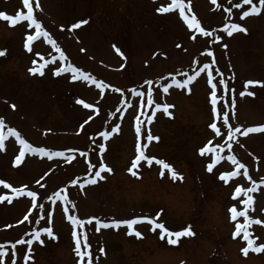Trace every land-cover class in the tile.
Masks as SVG:
<instances>
[{"label": "rangeland", "instance_id": "374dc122", "mask_svg": "<svg viewBox=\"0 0 264 264\" xmlns=\"http://www.w3.org/2000/svg\"><path fill=\"white\" fill-rule=\"evenodd\" d=\"M237 2L216 0L213 4L212 0H185L186 14H194L202 26L213 32L209 37L197 33L196 39H192L193 30L187 28L178 10L156 11L171 0H39L37 18L65 52L67 61H60L59 54L43 37L32 42V52L27 51L26 33L34 29H28L26 22L12 26L0 18V49L6 50V55L0 57V117L5 121L4 130L13 127L35 147L65 152L64 157L51 159L25 153L22 163L16 165L14 161L21 145L15 136H6L5 147L0 149V180L13 187L26 185L37 191L38 202L52 210L53 215L49 223L45 212L37 209L29 212L31 198L12 196L11 189L0 185V195L11 197V201L7 198L0 201V243L9 248L5 264H12V244L16 240H27L33 228L46 226L53 228L55 238L42 234L45 243H33L32 259L27 264H78L72 226L63 212V202L52 204L44 199L64 187L81 218H127L154 214L163 208L161 220L166 227L180 230L191 225L195 233L172 246L161 241L146 223L139 225L143 239L127 235L125 227L97 233L94 225L86 226L93 255H99L96 264H264V251H249L247 256L242 253L246 241L233 238L235 222L228 211L232 205L243 208L239 203L243 194L233 199V193L237 186L251 187V182L243 170L227 183L220 179L223 172L235 168L227 159V149L219 153L224 159L215 165L212 173L207 171V164L213 154L199 152L209 141L212 145L226 143L209 128L213 116L206 74L201 73L190 85L191 92L172 86L164 93L161 87L171 82L169 73L182 79L185 73L192 74L215 59L213 68H219L229 89L235 90V113L232 115L229 110L230 123L241 127L264 124V86H249L254 95L239 96L246 80H264V13L241 21L239 10L234 7ZM228 7H233L231 16L226 11ZM19 10H24L22 0H0V11L15 14ZM80 19L89 22L79 29H68V25ZM229 22L242 23L247 32L229 36L222 27ZM215 35L223 39L215 41ZM113 45L125 55L117 53ZM206 49L213 55L209 56ZM41 57L49 61L56 57V61L45 66L44 75L30 74L33 59L39 64L43 62ZM68 62L123 91L106 88L101 94L93 84L72 81L70 73L54 75L56 67ZM146 80L153 81L155 102L174 105L169 109L173 113L171 117L158 110L152 122H147L151 109L141 107V98L132 94L134 88L146 92ZM218 94H224L223 86L218 85ZM232 95L231 92L225 95L229 103ZM77 98L96 105L99 113L77 104ZM122 99L126 103H121ZM89 115L93 119L81 129ZM137 115L145 121L144 137L149 130L159 137L152 142L142 137V142L148 143L145 154L173 165L183 180L174 181L167 173L161 177L160 166L155 162L151 167L142 162L140 178L127 171L136 155ZM115 124L121 130L107 142L96 135ZM222 134L226 135V129L222 128ZM101 142L106 143L103 157L113 171L105 173L106 179L95 185L81 188L79 183L70 184L72 179L83 181L86 174H92L88 163L98 165ZM72 149L77 151L70 152ZM231 151L257 181V191L250 193L254 197V210L249 209V215L261 221L253 224L251 231L257 244L264 243V184L260 183L264 178V132L237 136ZM81 152L87 155L81 156ZM42 176L44 188L36 184ZM26 214L29 219L24 221ZM101 246L106 254L98 253ZM27 251V245H16V264H25L23 253Z\"/></svg>", "mask_w": 264, "mask_h": 264}, {"label": "snow or ice", "instance_id": "6c2138e0", "mask_svg": "<svg viewBox=\"0 0 264 264\" xmlns=\"http://www.w3.org/2000/svg\"><path fill=\"white\" fill-rule=\"evenodd\" d=\"M23 9L19 10L15 14H8L5 11H0V18L4 21H7L10 25L15 26L18 23L26 22L28 29H34V32L26 33V40L24 42V47L27 51L32 52V42L37 40L39 37H43L46 42L51 45L55 52L59 54L60 61H67L68 57L65 55V52L62 48L57 44V41L53 39L52 35L48 30L45 29L42 22L37 18L36 9L41 8V4L39 0H22ZM213 4H216V0H212ZM185 0H171V3L167 4V6H161L156 9L158 13H169L172 11L178 10L179 16L182 18L184 24L187 25V28L193 30L192 39H196V34H201L205 37L213 36V32L208 31L204 26H202L201 21L193 14L189 16L185 12ZM235 9L239 10L240 16L239 19L242 21L245 18L251 15H260L264 13V0H239V2L234 4ZM191 9L189 8V11ZM229 16L233 13V7H228L226 9ZM89 21L87 19H80L75 23H71L68 25V29H79L82 25L87 24ZM64 25H61L63 28ZM223 30L229 35H233L236 32H247V28L242 25L240 22H229L223 24ZM215 41H221L223 38L220 35L214 36ZM179 47V45H177ZM223 47H227V45H223ZM113 48L117 53H119L122 57L125 55L119 47L113 45ZM81 51H84L81 49ZM206 52L209 56H212L213 53L211 50L206 49ZM6 55L5 49H0V57ZM37 56H40V53H36ZM43 60L42 63L37 62L36 59H33V66L29 68V73L33 75H44V69L47 64L50 62L54 63L56 61V57H52L51 61ZM216 64L215 59H212L210 63H204L200 66L196 71L192 74H184V78L177 79L173 76L172 73H169L172 76V80L170 83L165 82L161 85L163 92L168 93L169 88L175 86L180 89H187L188 92H191L190 85L196 81V79L201 75V73L206 74L207 83L210 86L209 92V103L211 108V113L213 119L209 124V128L213 130L216 137H221L226 143L215 144L212 145V142L209 141L204 147L199 149L201 155L205 154H213L210 157V162L207 164V171L212 173L215 165L222 159L224 156L219 154L222 153L224 149L228 150L227 159L232 162L235 166L234 170L223 172L220 175V179L225 183L232 177L240 175V170H243V175L247 177V179L251 182V187L244 188L242 186H237L233 193V199L241 196L243 194V199L239 200V203L243 205V208L238 209L236 205L230 206L228 209L230 213L231 221L235 222L234 231L232 233L233 238L240 237L243 241H246V246L241 249L242 253L247 256L249 251H254L256 253H260L264 251V243L257 244L256 239L251 231V226L253 224H260L261 221L258 218H254L249 215V209L254 210V197L250 195V193L257 191V181L249 175V170L245 163H242L240 159H238L234 154H232V142L236 140L237 136L246 137L251 133H261L264 132V124H259L255 126L241 127L239 125L233 126L230 123V109L232 111V115L235 113V105L236 100L234 96V89H229L228 81L224 78L223 73L220 72L219 68H213V65ZM121 67H124L122 64ZM214 71L216 75H214ZM62 73H70L72 81L83 80L90 84L95 85L98 89L101 90V94H103V90L106 88H113L112 85L106 84L103 80H99L95 78L92 74L87 71L82 70L80 67L75 66L74 64L68 62L66 64H61L60 67H56L54 69V75L60 76ZM219 76V79H217ZM234 78V77H233ZM148 87L146 92L138 91L137 89H132V94L141 98V107L150 108L151 115L147 116V122L150 124L152 120L155 118L158 110H163V112L171 117L173 113L169 111L170 108H173L174 105H170L168 103H157L153 98V81L146 80L144 82ZM156 83H159L157 81ZM218 85L223 86V95L218 94ZM249 86H264V80H255L248 79L244 82V88L239 92L240 97H244L247 95H254L253 92L249 91ZM115 92H122L121 88H113ZM233 93L230 103L225 99V95L228 93ZM146 96V104L144 103V98ZM76 103L82 105L85 109L94 110L95 113H99L100 109L92 104L87 103L84 99L77 98ZM121 103H126L125 100H121ZM154 105V107H152ZM11 107L14 109L16 105L13 104ZM142 114V113H141ZM93 119L92 115H89L86 120L80 125V128L83 129L85 125L89 123ZM145 121L141 120L140 115L135 117V133H136V155L134 159L131 161V166L127 169V171L134 177L140 178L139 169L142 166V162H145L149 167L153 165L155 162L156 165L160 166L159 175L164 177L167 173L172 180H183V176L171 165L166 162L164 159H158L155 156H150L145 154V149L148 147V143L142 142V137L146 139L147 142L158 141L159 137L152 135L151 131H147L146 137H144L142 126ZM222 128L226 129V135L222 134ZM5 121L2 117H0V149L5 147L4 141L6 136H15L16 140L21 145L19 154L15 157L14 163L19 165L22 163L23 158L25 157V153H37L41 157H48L49 159L53 157H64V151H53L46 147H35L29 141L21 136V134L13 127H8L5 132ZM121 130V126L119 124H115L110 127V130H103L96 133L97 136L101 137L103 141L107 142L114 134H118ZM212 145V146H209ZM70 152H75L77 150L72 149ZM98 152H99V160L98 165L93 164L91 162L88 163V169L92 173L91 175L86 174V178L83 181H80L79 178L72 179L70 184L76 185L80 184V187L83 188L85 185H95L99 181H104L106 179L105 173H111L113 171L112 167L109 166L103 157V154L106 152V143L101 142L98 144ZM81 156H86L87 154L84 152L80 153ZM69 159H72L69 156ZM51 171V169L49 170ZM48 173H45L47 176ZM44 177L42 176L40 180L36 181V184L40 188H44V185L41 183ZM261 184H264V178L260 181ZM0 185H4L5 188L11 189L12 196L15 197H29L31 198V208H29V212H32L33 209H37L39 211L45 212L47 216L48 222H51L53 212L52 210H48L46 205L38 202L39 193L37 191H33L27 188L26 185H22L20 187H13L10 183H6L4 180H0ZM70 193L67 190V187L61 188L57 191H53L51 195H47L44 197L47 201L52 204H57V202H63V212L66 215L67 221L71 223L72 231L71 237L74 242V253L78 257V264H96L99 260V255L94 256L92 251V245L89 241L88 231L86 226L94 225V229L97 233H99L102 229H115L119 230L121 227L126 228V234L129 236H135L138 239H143L144 235L139 230V225L148 224L150 226V231L154 234L158 233L159 239L161 241L166 242L168 245L176 246L179 244L181 238L184 237H192L195 235L192 226L188 225L183 227L180 230H171L162 222L161 217L164 213V209L160 208L154 214H140L134 215L127 218H111L104 219L99 216H88L85 218H81L76 209L75 202L70 200ZM9 199L11 201V197H6L4 195H0V201L5 199ZM71 212V214H69ZM243 218V220H239L238 218ZM41 217L40 219H42ZM29 216L26 214L23 217L24 221H27ZM42 234H46L49 238H55L54 231L51 226L33 228L31 237L27 240L23 238L18 239L15 243L12 244V264H16L15 254H16V245H27L28 251L27 253H23L25 264L32 259L30 253L33 251L32 245L34 242H39L41 245L45 243L44 239H42ZM99 254H106L105 247L101 246L98 248ZM9 255V248L5 246V244L0 243V264H5V256Z\"/></svg>", "mask_w": 264, "mask_h": 264}]
</instances>
